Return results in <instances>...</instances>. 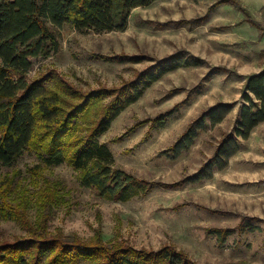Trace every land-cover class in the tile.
I'll use <instances>...</instances> for the list:
<instances>
[{"label":"rangeland","instance_id":"rangeland-1","mask_svg":"<svg viewBox=\"0 0 264 264\" xmlns=\"http://www.w3.org/2000/svg\"><path fill=\"white\" fill-rule=\"evenodd\" d=\"M246 12L264 27V0H151L131 10L122 31L55 29L59 50L30 57L27 80L48 73L82 92L102 87L115 95L140 72L176 64L99 137L114 167L149 190L124 202L102 198L69 163L45 166L28 149L0 166V244L41 229L88 243L100 233L135 249L171 244L197 264H264V125L237 138L226 163L210 162L238 120L247 77L264 68V31ZM218 103L233 107L220 123L206 118L197 128ZM191 125V145L173 152ZM207 164L208 175L194 180Z\"/></svg>","mask_w":264,"mask_h":264},{"label":"trees","instance_id":"trees-1","mask_svg":"<svg viewBox=\"0 0 264 264\" xmlns=\"http://www.w3.org/2000/svg\"><path fill=\"white\" fill-rule=\"evenodd\" d=\"M150 1L0 0V166H11L24 151L32 149L45 166L72 165L80 172V184L94 188L102 198L124 202L146 194L149 187L143 180L114 167L115 159L99 137L175 63L160 62L140 72L115 95L113 89L102 87L82 92L58 75L45 73L30 81L26 75L32 67L30 57L49 56L59 50L55 29L67 24L77 30L122 31L131 10ZM246 14L245 20L263 32L264 27ZM51 79L53 87L47 84ZM242 100L235 126L220 141L210 162L226 163L236 150L235 140L248 139L264 122V68L247 77ZM232 107V103L211 106L198 118L197 128L204 126L206 118L211 125L220 123ZM165 118L157 117L155 122L162 124ZM82 125L85 131L80 129ZM194 128L191 125L178 138L173 152L191 145ZM208 172L207 164L193 179L201 180ZM35 234L33 231L29 238L0 244V264H78L82 260L88 264H197L171 244L152 251L119 241L108 244L100 233L89 243L60 234L47 237L44 229Z\"/></svg>","mask_w":264,"mask_h":264},{"label":"crops","instance_id":"crops-1","mask_svg":"<svg viewBox=\"0 0 264 264\" xmlns=\"http://www.w3.org/2000/svg\"><path fill=\"white\" fill-rule=\"evenodd\" d=\"M261 125L263 126V125H264V122L258 124L257 126H261ZM257 126H256V127H257ZM256 127H255V128H256ZM255 128H254V129H255ZM254 129H253V130H254ZM252 132H253V131H252Z\"/></svg>","mask_w":264,"mask_h":264}]
</instances>
